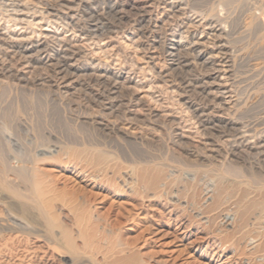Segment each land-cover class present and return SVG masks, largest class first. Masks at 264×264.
Masks as SVG:
<instances>
[{
  "label": "rangeland",
  "instance_id": "1",
  "mask_svg": "<svg viewBox=\"0 0 264 264\" xmlns=\"http://www.w3.org/2000/svg\"><path fill=\"white\" fill-rule=\"evenodd\" d=\"M108 1L114 13L102 10ZM172 1L0 0V167L24 176L34 169L44 182L38 188L44 201L53 198L73 218L83 219L95 205L111 219L117 215L116 229L129 230L138 246L154 249L171 264H222L227 259L230 264H264V210L240 213L257 198L242 196L243 190L264 187V155L254 148L264 137V49L257 43L264 33V0ZM93 8L101 11L99 20ZM19 9L24 13L13 15ZM64 12L85 21L75 20L78 26H73ZM248 16L261 26H246ZM95 23L105 30L91 33ZM58 44L75 53L73 76H62L55 56L51 66L39 61L44 49H59ZM207 55L212 61L204 63L201 58ZM100 73L115 75L122 91L113 94L108 83L96 80ZM202 83L209 86L205 91ZM188 86L196 89L187 91ZM115 100L119 108L108 109ZM217 116L234 118L239 130L207 122ZM228 130L245 135L253 147L234 151L239 139ZM141 168L150 173L141 175ZM152 173L163 178L155 191L145 186L149 178L144 182ZM216 180L226 183L219 205L213 203ZM16 185L25 192L24 184ZM85 198L92 201L83 207L79 204ZM141 201L150 205L151 214L169 218L170 230L180 226L188 236H159ZM52 214L58 227L60 214L56 208ZM81 224L67 228L76 252L91 263L113 264L105 240L108 227ZM234 231L238 234L230 240ZM195 239L220 258L195 251L188 244Z\"/></svg>",
  "mask_w": 264,
  "mask_h": 264
},
{
  "label": "bare ground",
  "instance_id": "2",
  "mask_svg": "<svg viewBox=\"0 0 264 264\" xmlns=\"http://www.w3.org/2000/svg\"><path fill=\"white\" fill-rule=\"evenodd\" d=\"M73 1V0H72ZM82 1V0H81ZM102 1V0H101ZM115 1V0H114ZM130 2H133V0H129ZM172 1V0H171ZM226 3H232L231 1L232 0H229L230 2H228V0H225ZM79 2V0H78ZM100 2V1H99ZM122 2V1H121ZM137 2V1H136ZM173 2V1H172ZM234 2V0H233ZM76 3V2H75ZM74 3V4H75ZM87 3V1H86ZM107 5L106 7H103L102 10H106V12H113L114 13V10H117L115 9V6L112 5L109 1L106 2ZM113 3V2H112ZM120 3V2H119ZM123 3V2H122ZM165 3V2H164ZM13 4V3H12ZM19 4V3H18ZM38 4V3H37ZM61 4V3H60ZM80 4V2H79ZM100 4V3H99ZM104 4V3H103ZM136 4V3H135ZM148 4V3H147ZM171 4V3H170ZM10 5V4H9ZM51 5V4H50ZM97 5V4H96ZM102 5V3H101ZM134 5V4H133ZM167 5V4H166ZM185 5V4H184ZM13 6H16L13 4ZM63 6V5H62ZM71 6V5H69ZM93 6V5H91ZM99 6V5H98ZM122 6V5H121ZM132 7V5H129ZM135 6V5H134ZM138 6V5H137ZM8 7V6H7ZM48 7V6H47ZM51 7L55 8L54 6L51 5ZM64 7V6H63ZM95 7V6H94ZM120 7V6H119ZM140 7V6H138ZM142 7V6H141ZM145 7V6H144ZM178 7V6H177ZM59 8H61L59 6ZM84 8V7H83ZM82 8V9H83ZM96 8V7H95ZM143 8V7H142ZM8 9V8H7ZM16 9V8H14ZM63 9V8H62ZM94 9V8H93ZM120 9V8H119ZM123 9V8H122ZM121 9V10H122ZM137 9V8H136ZM186 9V8H185ZM6 10V9H5ZM20 10V9H19ZM65 10V9H64ZM139 10V9H138ZM143 10V9H142ZM145 10V8H144ZM143 10V11H144ZM171 10V9H170ZM174 10V9H172ZM177 10V8H176ZM191 10V9H190ZM13 11V9H12ZM18 11V10H17ZM16 10H14V13L13 15H22L23 13H21V10H20V13L18 14ZM23 11V10H22ZM26 11V10H25ZM35 11V10H34ZM47 11V10H46ZM67 11V9L65 10ZM85 11V9H84ZM124 11V10H122ZM121 11V12H122ZM10 12V11H9ZM17 12V14L15 13ZM28 12V11H27ZM55 12V11H54ZM94 13V16L98 17L97 20H99L100 16H101V11L97 8V9H94L92 11ZM91 12V13H92ZM120 12V11H119ZM153 12V11H152ZM162 12V11H161ZM12 13V12H11ZM47 13V12H46ZM92 13V14H93ZM118 13V12H116ZM147 13V12H145ZM182 13V12H180ZM253 13V12H252ZM58 14V13H57ZM70 14V13H69ZM68 14V15H69ZM200 14V13H199ZM250 14V13H249ZM11 15V14H10ZM54 15V14H53ZM62 15H64L66 18H68V20H70V22L73 24V26H78L77 24V21H80V20H77V18L75 19V16L73 15L72 13V16H68L67 14H64L62 13ZM107 15V14H106ZM112 15V14H111ZM115 15V14H113ZM189 15V14H188ZM193 15V14H192ZM25 16V15H24ZM91 16V15H90ZM93 16V17H94ZM116 16V15H115ZM15 17V16H14ZM86 17V16H85ZM88 17V16H87ZM118 17V16H117ZM116 17V18H117ZM214 17V16H213ZM20 18V17H19ZM22 18V17H21ZM61 18V17H60ZM83 18V17H82ZM103 18V17H102ZM120 18V17H119ZM131 18V17H130ZM23 19V18H22ZM80 19V18H79ZM118 19V18H117ZM218 19V18H217ZM13 20V19H12ZM17 20V19H16ZM15 20V21H16ZM77 20V21H75ZM88 20V19H87ZM96 20V21H97ZM114 20V19H112ZM120 20V19H119ZM169 20V19H168ZM64 21V20H63ZM66 21V20H65ZM85 21V20H84ZM83 21V22H84ZM89 21V20H88ZM95 21V20H94ZM118 21V20H117ZM263 21V20H261ZM19 22V21H18ZM22 22V21H21ZM82 22V21H80ZM82 22V23H83ZM101 22V21H100ZM105 22V21H104ZM192 22V21H191ZM65 23V22H64ZM70 23V24H71ZM92 23V22H91ZM102 23V22H101ZM143 23V22H142ZM147 23H148V20H147ZM145 23V24H147ZM190 23V21H189ZM218 23V22H217ZM257 24V25H260L259 23H257V20H256V17L254 16H248V19H247V22H246V26L248 27H253L254 24ZM155 24V23H154ZM66 25L67 22H66ZM86 25V24H85ZM143 25V24H142ZM159 25V24H158ZM156 26V24H155ZM160 26V25H159ZM188 26V25H187ZM192 26V25H191ZM207 26V25H206ZM212 26V25H211ZM261 26V25H260ZM259 26V27H260ZM92 29H90V32L91 33H95L96 32H99L100 30H105V25H101V24H98V23H95L93 24V26H91ZM124 27V26H123ZM210 27V26H208ZM207 27V28H208ZM257 28V26H254ZM213 28V27H212ZM108 29V28H107ZM216 30V28H214ZM223 29V28H222ZM221 29V31H222ZM154 30V29H153ZM253 30V29H252ZM258 30V29H257ZM260 30V29H259ZM87 31V30H86ZM116 31V30H115ZM159 31V30H158ZM220 31V30H219ZM210 32V31H209ZM214 32V31H213ZM256 32V31H255ZM260 32V31H259ZM212 33V32H211ZM215 33V32H214ZM212 33V34H214ZM217 33H221V32H217ZM257 33V32H256ZM98 34V33H97ZM100 34H102L100 32ZM3 35V34H2ZM44 35V34H43ZM90 35V34H89ZM94 36V34H92ZM217 35V34H216ZM215 35V36H216ZM219 35V34H218ZM217 35V36H218ZM260 35V34H259ZM223 36V35H222ZM7 37V36H6ZM50 37V36H49ZM52 37V36H51ZM146 37V36H145ZM160 37V36H159ZM219 37V36H218ZM227 37V36H226ZM1 38V37H0ZM4 38V37H3ZM7 39V38H6ZM61 39V38H60ZM219 39V38H218ZM5 40V39H4ZM3 40V41H4ZM260 40V41H259ZM259 42H257L259 44V47L260 48H263L264 49V33L262 34V36H260L259 38ZM2 41V42H3ZM8 41V39L6 40ZM199 41V40H198ZM196 41V42H198ZM45 42V41H44ZM192 43L193 44V48L194 49H198L199 48V43ZM34 43V42H33ZM171 43V42H170ZM256 43V44H257ZM21 44V43H20ZM37 44V43H36ZM44 44V43H43ZM47 44V43H46ZM62 44V42H61ZM61 44H58L60 45L59 49H56V50H51L52 48L50 49H44V53L45 54L43 56V58L39 59V61L43 64H51L53 63V59L55 56V59L57 61V68L63 73L62 76H67V73L73 76L75 73H74V68H75V65L73 63L74 61V52L69 50V49H66V47L64 48L63 45ZM172 44V43H171ZM191 44V43H190ZM201 44V43H200ZM203 44V43H202ZM201 44V45H202ZM221 44V43H220ZM258 44H257V48H258ZM219 45V43H218ZM36 46V45H35ZM66 46V45H65ZM69 46V45H68ZM169 46V45H168ZM181 46V45H180ZM4 47V46H3ZM14 47V46H13ZM24 47V46H23ZM26 47V46H25ZM24 47V48H25ZM44 47V46H43ZM48 47V46H47ZM51 47V46H50ZM56 47V46H55ZM173 47V46H172ZM175 47V45H174ZM221 50H227V48L225 46H219ZM218 47V48H219ZM40 48V47H39ZM38 48V49H39ZM42 48V47H41ZM40 48V49H41ZM57 48V47H56ZM70 48V47H69ZM192 48V47H190ZM205 48V47H204ZM36 49V48H35ZM37 49V50H38ZM39 49V50H40ZM145 49V48H144ZM23 50V49H22ZM42 50V49H41ZM178 50V48L176 49ZM202 51V49H200ZM220 50V51H221ZM260 50V49H259ZM166 51V50H165ZM218 51V50H217ZM228 51V50H227ZM76 52V51H75ZM189 52V51H188ZM219 52V51H218ZM224 52V51H222ZM220 52V53H222ZM34 53V51H33ZM170 53V52H169ZM176 54L178 52H175ZM216 53V52H215ZM19 54H21L19 52ZM23 54V52H22ZM32 54V53H30ZM29 54V55H30ZM38 54V53H37ZM173 54V52H172ZM198 54V53H197ZM195 53V55H197ZM211 54V53H210ZM227 54V53H226ZM225 54V55H226ZM25 55V54H23ZM28 55V54H27ZM36 55V54H34ZM181 55V54H180ZM214 56H217L215 55L214 53L212 54ZM31 56V55H30ZM33 56V55H32ZM154 56V55H153ZM175 56V55H174ZM182 56V55H181ZM211 56V55H210ZM208 57V55L206 56V58H201L200 57H197V58H201L203 59L204 63L206 62H210L212 61L211 60V57ZM213 56V57H214ZM221 56V55H220ZM219 56V57H220ZM224 56V55H223ZM14 57V56H13ZM25 57H27L25 55ZM152 57V56H151ZM178 57V55H177ZM218 57V56H217ZM222 57V56H221ZM216 58V57H215ZM237 58V57H236ZM25 59V58H24ZM172 59V58H171ZM176 59V58H175ZM213 59V58H212ZM228 59V58H227ZM6 60V59H4ZM18 60V59H17ZM29 60V59H28ZM26 60V61H28ZM77 60V59H76ZM177 60V59H176ZM176 60H175V63H176ZM180 60V59H179ZM219 60V59H218ZM226 59H224L225 61ZM229 60V59H228ZM227 60V61H228ZM90 61V60H89ZM190 61V60H188ZM12 62V61H11ZM29 62V61H28ZM26 62V63H28ZM171 62V61H170ZM186 62V61H184ZM24 63V62H23ZM191 63V62H189ZM200 63V62H198ZM218 63V62H217ZM223 63V61H222ZM227 63V62H226ZM228 63H230L228 61ZM227 63V65H228ZM30 64V63H29ZM33 64V63H32ZM54 64V65H55ZM181 64V63H180ZM187 64V63H186ZM209 64V63H208ZM212 64V63H211ZM215 63H213L212 65L214 66ZM219 64V63H218ZM217 64V65H218ZM225 65V63H223ZM222 64V66H223ZM52 65V66H54ZM201 65V64H200ZM207 65V64H206ZM226 65V66H227ZM51 66V65H50ZM180 66V65H179ZM177 66V67H179ZM209 66V65H208ZM212 66V67H213ZM219 67V66H218ZM229 67V66H228ZM55 68V67H53ZM171 68V67H170ZM176 68V67H175ZM208 68V67H207ZM216 69L215 70H218L220 68L217 69V67H215ZM230 68V67H229ZM52 69V68H51ZM96 69V68H95ZM172 69V68H171ZM227 69V68H226ZM225 69V70H226ZM180 70V69H179ZM178 70V71H179ZM207 70V69H206ZM56 71V70H55ZM170 71V70H169ZM212 70H210L209 72L211 73ZM214 71V69H213ZM89 72V71H88ZM93 72V71H92ZM208 72V73H209ZM229 72V70H228ZM58 73V72H57ZM64 73H66L64 75ZM74 73V74H73ZM83 73H86V72H83ZM107 73V72H106ZM231 73V72H230ZM79 74V73H78ZM92 74V73H91ZM90 74V75H91ZM99 74V73H98ZM101 75H98L96 76V80L100 79L102 80L103 82H106L105 84L108 83V85H110V89L111 92L113 94H119L123 89L122 87L123 86H118V81L117 80V77L114 75V76H109V75H105V74H102L100 73ZM171 74V73H170ZM216 74V73H215ZM83 75V74H82ZM87 75V73L85 74ZM84 75V76H85ZM113 75V74H111ZM180 75V74H179ZM50 76V75H49ZM61 76V77H62ZM89 76V75H88ZM87 76V77H88ZM215 76V75H214ZM235 76V75H234ZM91 77V76H90ZM94 77V75H93ZM223 77V76H222ZM57 78V77H56ZM64 78V77H63ZM71 78V77H69ZM74 78V77H73ZM71 78V81L72 79ZM84 78V77H83ZM208 78V77H207ZM66 79V78H65ZM91 79V78H89ZM88 79V80H89ZM93 79V78H92ZM174 79V78H173ZM214 79V78H213ZM212 79V80H213ZM62 80V79H61ZM69 80V79H68ZM74 80V79H73ZM206 80V79H205ZM232 80V79H231ZM121 81V80H120ZM199 81V80H198ZM203 81V80H202ZM207 81V80H206ZM64 82V81H63ZM68 82V81H67ZM123 82V81H121ZM62 83V82H61ZM69 83V82H68ZM66 83V85L68 84ZM174 83V82H173ZM201 83V81H200ZM214 82H212L213 84ZM218 83V81H217ZM28 84V83H27ZM63 84V83H62ZM94 84V83H93ZM100 84V83H99ZM198 83H196L197 85ZM203 86H201L202 88V91H205L207 89V87L209 86H204V83H202ZM211 84V82H210ZM64 85V84H63ZM72 85V84H71ZM121 85H123L121 83ZM195 85V86H196ZM208 85V84H207ZM214 85V84H213ZM219 85L221 86L220 82H219ZM224 86V84H222ZM74 86V85H73ZM192 87V86H188L187 91H194L196 88ZM199 86V85H198ZM21 87V86H20ZM70 87V86H69ZM108 87V86H107ZM184 87V86H183ZM216 87V86H215ZM214 87V89H215ZM227 88V87H226ZM224 89V88H223ZM233 89V88H232ZM108 90V91H109ZM183 90V89H182ZM107 91V92H108ZM184 91V90H183ZM211 91V89H210ZM212 91H215L216 90H212ZM211 91V92H212ZM218 91V90H217ZM220 91V90H219ZM218 91V92H219ZM223 91V90H222ZM227 91V89L225 90ZM234 91V90H233ZM185 92V91H184ZM221 94L224 93L223 92H219ZM228 93V92H227ZM103 94V93H102ZM218 94V93H217ZM216 94V95H217ZM122 94H120L121 96ZM125 95V94H124ZM205 95H206V92H205ZM213 95V94H211ZM215 95V94H214ZM215 95V96H216ZM188 96V95H187ZM218 96V95H217ZM225 96V94H224ZM222 95V97H224ZM109 97V96H108ZM107 97V98H108ZM129 97V96H128ZM127 97V98H128ZM195 97V96H194ZM228 97V96H227ZM112 98V97H111ZM110 98V100H111ZM121 98V97H120ZM192 98V97H191ZM214 98V97H213ZM234 98V97H233ZM102 99V98H100ZM116 99V98H115ZM119 99V98H118ZM128 100H131V99H128ZM211 100V99H210ZM236 100V99H235ZM107 101V100H106ZM193 101V100H192ZM213 101V100H212ZM123 102V101H122ZM188 102V101H187ZM131 103V102H130ZM195 103V102H194ZM119 104V101L115 100L114 102L112 101L110 104L107 105L108 109H111L113 110L115 107V105ZM124 103H120V105H123ZM126 104V103H125ZM129 104V103H128ZM183 104V103H182ZM193 104V103H192ZM213 104V103H212ZM211 104V105H212ZM233 104V103H232ZM241 104V103H240ZM101 106L102 103H101ZM105 106V105H104ZM119 105H117L118 107ZM200 106V105H199ZM124 107V106H123ZM126 107V105H125ZM197 107V106H196ZM119 108V107H118ZM128 108V107H127ZM198 108V107H197ZM129 109V108H128ZM226 109V108H225ZM116 110V108L114 109ZM118 110V109H117ZM120 110V109H119ZM123 110V109H122ZM108 111V110H107ZM127 111V110H126ZM129 111V110H128ZM137 111V110H136ZM150 111V110H149ZM110 112V111H109ZM124 112V111H123ZM201 112V111H200ZM199 112V113H200ZM208 112V111H207ZM227 112V110H226ZM230 112V111H229ZM203 113V112H202ZM201 113V114H202ZM206 113V112H205ZM204 113V114H205ZM212 113V112H211ZM200 114V115H201ZM203 114V115H204ZM217 114V113H216ZM206 115V114H205ZM211 115V114H209ZM212 115H214V113H212ZM219 115V114H218ZM157 116V115H156ZM199 116V114H198ZM216 116V115H215ZM130 117V116H129ZM200 117V116H199ZM207 117V115H206ZM204 119V118H203ZM206 119V118H205ZM238 119V118H237ZM243 119V118H242ZM132 120V119H131ZM201 121V120H200ZM207 122H211V125L213 124V126H215V124H220L222 125L223 127L225 128H228V129H234V132L236 133L235 129L237 130L238 128H240L238 126V122L237 120L235 121L234 118H230V117H224V116H217V117H214L213 119L209 118V120H207ZM241 122V121H240ZM102 123V122H101ZM100 123V124H101ZM99 124V125H100ZM252 124V123H251ZM102 125V124H101ZM106 125V124H105ZM104 125V126H105ZM206 126V125H205ZM212 126V127H213ZM251 126V125H250ZM208 127V126H207ZM257 127V126H256ZM261 127V126H260ZM263 127V126H262ZM221 128V127H220ZM210 129V128H209ZM215 129V128H214ZM216 129H219V128H216ZM224 129V128H223ZM242 129V128H241ZM221 130V129H220ZM239 130V129H238ZM219 131V130H218ZM229 131V130H228ZM225 132V130H224ZM230 133L232 134H235L233 133V131H229ZM240 132V131H238ZM228 134V132H227ZM231 134V136H232ZM238 134V133H237ZM240 134V133H239ZM245 134V133H244ZM249 134V133H248ZM236 135V134H235ZM228 136V135H227ZM234 136V135H233ZM238 136V135H236ZM236 136H235V139H236ZM249 137V136H248ZM181 138V137H180ZM230 138H234V137H230ZM238 139H239V142L237 143V141L235 140V144H233V150L238 152V151H241L242 148H252L253 146L252 145H249L248 142H246V137L245 135L243 134H240L238 136ZM181 141V140H180ZM252 141V140H251ZM233 142V141H232ZM211 143V142H210ZM209 143V144H210ZM226 143V142H225ZM224 143V144H225ZM230 143V142H229ZM234 143V142H233ZM204 144V143H203ZM261 144V145H260ZM259 144V146H255L254 148L259 150V153L263 156L264 155V137L261 138V143ZM207 145V144H206ZM257 145V144H256ZM224 148V147H223ZM211 149V148H209ZM227 149V148H226ZM229 150V149H228ZM243 150V149H242ZM255 151V150H254ZM244 152V151H243ZM249 152V151H248ZM256 153V152H255ZM258 153V154H259ZM239 154V153H238ZM257 154V155H258ZM49 156H51L49 154ZM53 156V155H52ZM49 158H52V159H56L58 158L57 156H53V157H49ZM252 158V157H251ZM259 160V159H258ZM29 162V161H28ZM88 163V161H87ZM90 164L93 165L92 161H89ZM88 163V164H89ZM258 163V162H257ZM91 167V165H90ZM263 167V166H262ZM147 168V167H146ZM34 170V169H33ZM29 171L27 174V176H24V174L18 172L17 170H12L10 167H7L5 166L4 168H1L0 167V264H100L98 261H95V263H91L88 258L85 259L86 257H82L81 256V253H77L76 252V242L71 238L70 234H69V231L67 230V228H71L72 224H75V225H79L83 222V224L81 225H85L86 227L89 226V228H94V226L96 227V223L97 222H100L101 226H102V223L104 225H106L108 228L105 230V232L107 233V236L105 238V240L107 239L106 243L108 242L109 245V249L108 251H110V255H111V260L113 262V264H171L168 260H166L165 258H163L162 256H160L154 249L150 248V247H142V246H138L137 245V241H138V238L137 237H133L130 235V231L129 230H126L124 228H115L116 225H118L119 223V217L116 215V217L114 219H111L107 213H104L103 211H101V209H99L96 205L93 206L94 208L89 211L88 213V216L84 217L83 219H78V218H73V215L69 212H66L63 208H61L60 206H58L57 204L54 203V201L52 199H47L49 201H44V199L42 198L43 195H42V192H41V195L40 193H38L39 191V185L43 184L44 182L41 181V177L39 176V174L37 175V173L35 171ZM87 170V169H86ZM147 170H149L147 168ZM85 171V170H84ZM141 171V172H140ZM35 172V173H34ZM141 175L145 174V173H150V171L146 172V169L144 168V170H139L138 171ZM137 173V172H136ZM83 174V173H82ZM139 175V174H138ZM147 175L149 177H147ZM145 179L143 178V176L140 178V180H143L144 182H146V179L149 178L147 180V182L145 183V186L147 189H151L152 191L156 190L157 188H159L158 186L160 185V182L163 178H161L162 176H160V174L158 173H155V174H147ZM39 176V177H38ZM145 176V175H144ZM44 180V179H43ZM166 181V179H164ZM20 182L22 183V185L24 184V191H22L21 189L19 190V187H17L18 185H16L17 182ZM43 182V183H42ZM163 182V181H162ZM161 182V183H162ZM168 183V182H167ZM45 184H46V181H45ZM163 184V183H162ZM217 185L215 189V191L213 192L214 193V198H215V202L213 203H218L220 202L221 203V199L224 195V185L226 184L225 181L223 180H216V183ZM214 184V185H215ZM43 186V185H42ZM41 186V187H42ZM161 186V185H160ZM18 189H17V188ZM40 187V188H41ZM47 187V185H46ZM165 188V187H164ZM208 188V187H207ZM42 189V188H41ZM209 189V188H208ZM207 190V189H206ZM49 193V192H48ZM51 193V192H50ZM140 193V192H139ZM142 194V193H141ZM178 194V193H176ZM250 194H253L256 198V200L254 199L253 203L251 204V206L249 208H247L244 212H240V213H244L246 214L248 212V210L250 209H259V211L262 212V210H264V187L263 186H257L255 187V189H253L252 191L248 190V189H244L243 190V193H242V196H249ZM47 195V194H46ZM45 195V196H46ZM253 195H251L253 197ZM177 197V196H176ZM144 198V197H143ZM82 200V199H81ZM92 200H90L89 198H85L81 201V203L79 205H83V207L85 205H90ZM95 202V201H94ZM146 202H142L141 201V204L144 208H146L145 212H146V220L147 222L149 223V225H156L155 227V232H157V234L161 237H165L169 234H172L174 236V238H177V239H185L187 236H188V232L185 231V230H181V227L180 226H176V228L174 230H170V219L169 218H166L165 216L163 215H159V216H155L153 214H151L150 212H148V208L150 205L148 204H145ZM211 203V204H213ZM220 203H218L217 205H219ZM88 205V206H89ZM216 205V206H217ZM213 206V205H212ZM211 206V207H212ZM82 207V206H81ZM214 207V206H213ZM53 208H56V210L58 211V213L60 214V225L57 227L55 225V222H54V218H53ZM227 209V208H226ZM243 209V208H242ZM87 211V210H86ZM256 211V210H255ZM87 213V212H86ZM81 215V214H80ZM241 215V214H240ZM257 216V215H256ZM260 216V215H259ZM258 216V217H259ZM81 217V216H80ZM243 217V215L241 216V218ZM262 217V216H261ZM244 219V218H243ZM260 219V218H259ZM256 220V219H254ZM243 221V220H241ZM262 221V220H261ZM244 222V221H243ZM257 223V222H256ZM93 224H95L93 226ZM120 224V223H119ZM246 224V223H245ZM92 226V227H91ZM98 226V225H97ZM241 226H244V224L242 223ZM103 227V226H102ZM105 227V226H104ZM119 227V226H118ZM233 227V226H232ZM178 228V229H177ZM240 228V226H239ZM243 228V227H242ZM87 229V228H86ZM228 229V228H227ZM235 229V227H234ZM233 229V230H234ZM238 229V227H237ZM177 230H180V231H177ZM233 230L231 232H233ZM93 231V230H92ZM104 231V230H103ZM228 231V230H227ZM226 231V232H227ZM241 231V230H240ZM230 232V234L232 235V233ZM235 233L238 232V231H234ZM263 232V231H262ZM225 233V232H224ZM244 233V231L242 232ZM264 233V232H263ZM101 234V233H100ZM104 234V233H103ZM226 234V233H225ZM224 234V236H225ZM229 234V233H227ZM229 234V235H230ZM238 233L234 234L233 237H230L229 236V239L231 238H234V236L236 235L237 236ZM260 234V233H259ZM243 235V234H242ZM223 234H222V237H224ZM227 236V239H228V235ZM225 236V237H226ZM219 237V235H218ZM224 237V238H225ZM230 239V240H231ZM238 239V238H237ZM222 240V239H220ZM229 240V241H230ZM236 240V239H235ZM239 240V239H238ZM226 242H228L227 240H225ZM233 241V240H232ZM222 242V241H221ZM105 243V242H104ZM235 242L233 241L232 245L234 244ZM237 243V242H236ZM235 243V244H236ZM189 245L193 246L194 250L195 251H199L200 253H203L206 255L207 254H211V258H220V255L219 253H217L216 251H213V253H211L212 251H210L209 248L205 247L204 249L202 248V245L200 242H198L196 239L195 240H191L189 243ZM231 244V243H230ZM264 245V244H263ZM196 246V247H195ZM236 246V245H235ZM258 246V245H256ZM80 247H87L86 244H80ZM260 253V252H259ZM83 254V253H82ZM249 254V253H248ZM253 254V253H252ZM256 254V253H255ZM258 255V254H257ZM107 257V256H106ZM105 258V257H103ZM109 259V258H108ZM227 259V258H226ZM220 260V259H219ZM94 261V259H93ZM107 261V260H106ZM264 261V260H263ZM252 262V261H251ZM235 263V262H234ZM111 264V263H110ZM222 264H230L229 263V260H225L222 262ZM241 264V263H240Z\"/></svg>",
  "mask_w": 264,
  "mask_h": 264
}]
</instances>
